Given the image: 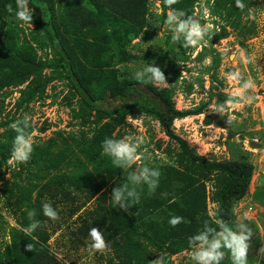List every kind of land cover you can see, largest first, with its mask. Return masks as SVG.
<instances>
[{
	"label": "rangeland",
	"instance_id": "1",
	"mask_svg": "<svg viewBox=\"0 0 264 264\" xmlns=\"http://www.w3.org/2000/svg\"><path fill=\"white\" fill-rule=\"evenodd\" d=\"M57 3L53 0L54 9L59 8ZM214 4L215 0H195L189 5L193 17L201 23L212 22L215 25L211 38L224 35L214 43L209 40L208 43L202 42L201 46H185L182 38L173 41V32L164 22L168 11L165 0H147L145 25L139 36L126 47L127 55L135 58L115 62L116 57L108 62L105 60L107 56H104L105 59L96 57L95 60L87 58L84 52H76L77 71L82 78L98 82L92 75L95 73L94 65L101 64L106 70L113 63L110 67L117 69L120 81L134 80L166 88L174 107L185 113V116L173 121L172 129L192 151L208 161L251 158L256 164L255 174L248 185V194L235 206L237 214H240L236 220L245 223L242 216L249 221H253L255 216V221L259 223L264 221V208L255 199V196L264 193V188L263 191L256 190L264 180V0H252L240 17H236V27L231 25L233 18H227L225 10L216 15L211 13V17L205 15L204 9L208 8L211 12ZM12 8L15 11L16 8ZM14 11H8L10 17H4L0 22V37L6 43H10L9 38L12 37V42L23 45V48L31 44L34 53L30 52L29 59L35 64L42 62L44 66L35 75L0 89V264H9L8 252L14 239L25 235L16 225L27 226L32 222L28 209H34L35 219L41 222L32 233V238L42 244L41 234L46 235L47 252L64 264H117L120 259L129 261L131 252L135 253L134 259L143 264H159L156 259L163 258L167 250L155 248L135 237L129 228L121 225L120 220L113 219L122 211L110 200L113 187L125 183L130 172L146 163L158 169L160 176L155 191L150 192L147 185L137 186L144 187L143 194L150 197L145 207V222L154 226L158 209L165 207L171 199L175 200L176 196H181L186 181L191 189L203 184L205 187V213L197 211L195 217L206 215L215 221L218 219V206L214 197L220 181L219 174H213L202 183H194V179H201L195 175L196 167L182 158L177 143L164 134L154 116L137 109L129 110L124 124L111 127L109 135H103L93 145L97 130L109 120H95V115L88 116L82 110L81 99L62 78L64 73L57 65L58 55L48 45L45 34L36 27L34 14L30 27L19 22ZM177 53L187 60L179 62L175 57ZM208 57H211V63L205 62ZM145 64L160 67L166 84L136 80L135 72ZM234 73L237 74L236 79H231ZM39 75L43 84L48 79L43 91L20 105L24 92L37 83ZM247 81H251L252 86L244 89L243 84ZM237 89H242V95L233 96ZM229 99L234 102L229 104ZM220 105H223L222 111L219 110ZM25 115L30 117L27 131L34 140L31 158L26 163L9 162L16 135L10 125ZM137 118H140L139 123L134 120ZM206 119L211 122L205 123ZM125 135L142 138L139 148L143 154L142 161L134 162L130 168H124L123 175L110 179L107 168L115 165L110 161L111 157L102 151V141ZM93 153L105 157L92 159ZM75 178L81 190L74 188ZM94 180L105 182L100 191L104 196L101 197L99 191L92 196L88 194L87 184ZM99 195L101 198H98ZM46 202L57 209V220L43 215L42 205ZM97 205H103L101 212L105 211L100 222L104 225L113 222L111 230H117L114 238L123 243L119 254H115L109 246L102 251L88 248L92 220L87 219L86 228L82 227L86 213ZM238 205H254V208L262 210L247 212L244 209L245 212H239ZM163 215L157 224L161 226L164 222L161 233L171 240L167 227L169 213ZM183 236L189 240L186 234ZM252 236V241L258 237ZM105 239L109 245V239ZM253 244L250 243L249 249L256 246ZM183 248L180 252L190 254L178 255L175 258L177 264H195L191 258L192 249ZM187 259L190 263L183 262Z\"/></svg>",
	"mask_w": 264,
	"mask_h": 264
},
{
	"label": "trees",
	"instance_id": "2",
	"mask_svg": "<svg viewBox=\"0 0 264 264\" xmlns=\"http://www.w3.org/2000/svg\"><path fill=\"white\" fill-rule=\"evenodd\" d=\"M193 1L195 0H177L170 7L182 9L187 15L193 16L189 7ZM251 1L244 0L247 6ZM57 2L59 8L54 9L53 0H28L29 7L34 10L35 25L41 33L45 34L48 45L58 55L57 65L64 73L62 78L67 80V84L81 99L82 110L84 109L88 116L95 115V120L107 118L110 121L97 130L92 144L97 143L99 139L103 138V135H109L111 127L124 124L125 116L131 109H137L154 116L161 125L164 134L177 143L182 158L196 167L195 175L201 179H194V183L197 181L202 183L201 181L208 180L213 174H219L220 181L214 197L218 206L217 218L238 224L234 215V205L246 195L254 171V166L248 159L208 161L204 156L192 151L187 142L176 136L172 129L173 121L185 116V113L174 107L166 88L156 87L152 83H138L134 80L120 81L117 77V69L113 66L110 67L113 63L108 65L106 70L102 69L101 64L94 65L95 73L92 75L98 82L88 77L82 78L77 71L76 52H84L86 57H91V59L96 57L105 59L104 56H107L105 60H109L108 62L114 61L116 57L118 59L115 62L135 58L130 54L127 55L126 47L139 36L145 25L147 0H57ZM185 2L186 6L184 7ZM9 5L16 8V0H0V22L4 17H10L8 14ZM222 10H225L227 18H233L231 25L236 27V17L239 18L242 11L235 6V0H215V4L211 7V13L216 15ZM222 38L224 35L218 34L211 38L210 42L214 43ZM9 41L10 43H6L0 37V72H2L0 89L23 81L30 75H35L38 73V69L44 66L42 62L35 64L29 59L30 52L34 53L31 44H26L23 48V45L19 46L12 42V37L9 38ZM36 42L41 44L40 41ZM175 57L179 62L187 60L181 53H177ZM5 68L9 69L4 73ZM37 78V83L24 92L25 96L22 97L20 105L28 102L36 93L43 91L44 84L48 79H45L43 84L40 75ZM210 122V119L205 121V123ZM96 157H100L98 153H93L91 156L92 159ZM107 169L110 179L112 176L123 175L125 170L116 166ZM74 180V188L81 190L77 179ZM86 181L89 180L86 179ZM103 184H105L104 181L97 182V180L91 184L88 183V194L92 196L98 191L102 192ZM185 184V191L181 196H176L175 200L171 199L165 207L158 209L154 226L143 220L147 215L145 207L150 201L149 194H143L144 187H137L140 197L136 205H132L128 211H119L113 217L114 220H120L123 227L129 228L135 237L145 240L155 248L167 250L163 256L164 264H168L170 256L180 252L184 246L190 247L188 240L183 235L191 237L202 229L205 221L216 227L215 221L206 215L195 217L198 214L197 211L205 213L204 184L194 189H191L188 181ZM101 192L100 194H102ZM261 196L259 201L264 208V193ZM101 197L98 196V198ZM256 198L258 197L255 196ZM103 208V205H97L88 211L82 228L85 229L87 219H91L92 227L103 228L105 237L109 239V247L114 249L115 254H119L123 243L114 238V232L117 230H111L113 222L105 225L100 222L101 215L105 214V211L101 212ZM167 212L169 213L167 221H169L170 212L171 216L178 214L184 218L183 222L175 227L168 223L169 236L172 235L171 240L164 238L166 235L161 233L164 222L161 223V226L157 224L158 220ZM187 230L189 231L187 232ZM45 239L46 235L43 233L41 234L42 244L34 241L32 235H21L20 238L14 239L11 250L8 252L9 264H64L47 252ZM249 242L252 241L249 240ZM28 243L33 245L31 251L26 248ZM140 250L142 249L140 248ZM134 256L135 253L131 252L129 261L120 259L117 264H143L142 261L135 260ZM108 262L112 261L108 260Z\"/></svg>",
	"mask_w": 264,
	"mask_h": 264
},
{
	"label": "clouds",
	"instance_id": "3",
	"mask_svg": "<svg viewBox=\"0 0 264 264\" xmlns=\"http://www.w3.org/2000/svg\"><path fill=\"white\" fill-rule=\"evenodd\" d=\"M176 2L177 0H165V4L169 7L164 22L173 32L172 40L180 41L182 38L185 46H201L202 42L208 43L215 25L212 22L201 23L199 19L187 15L184 10L171 8L170 6ZM16 5L15 11L11 5L8 6V11L10 13L14 11L15 18L19 22L32 27L34 10L29 7L28 0H16ZM235 6L241 11L247 7L244 0H235ZM204 13L211 17V12L208 8L204 9ZM212 19H216V17H212ZM205 62L211 63V57H208ZM134 76L138 81L149 80L166 84L163 71L158 66L145 64L141 70L135 72ZM236 76L237 74L234 73L231 74L230 78L236 79ZM251 86V81L243 84L244 89ZM239 95H242V89H237L233 93V96ZM227 102L232 104L234 101L229 99ZM219 110H223V105L219 106ZM29 120L30 117L25 115L23 119L17 120L10 125L16 135L13 140L9 162L26 163L31 158L34 140L33 135L27 131ZM134 120L139 123L140 118ZM141 143L142 138L133 135H125L119 139L105 138L102 141V151L111 157L112 164L117 168H130L134 162L142 161L143 154L139 151ZM159 176L160 172L158 169L142 163L137 170L128 174L125 183L113 187L110 200L120 209L128 211L132 205H136L139 202L140 193L137 191V186L147 185L150 192L155 191L158 186ZM42 213L51 220L59 218L57 209L50 202L42 205ZM28 216L32 218L30 224L27 226L17 224L16 227L25 235L31 236L41 222L35 219L36 211L34 209H28ZM183 220L184 218L181 216H171L168 223L170 226L175 227L182 223ZM215 225L216 227H213L208 221H205L202 229L189 237L188 243L192 249L191 258L195 264H221L226 254L230 256L232 264H248V250L252 242L256 246L251 249L258 254H264V247L261 243L259 244L257 241L252 240V242H249L252 231L246 223L232 224L223 219H217L215 220ZM88 236V248L90 250L102 251L108 248L109 245L102 229L91 227ZM26 248L31 251L33 245L28 243ZM170 258L169 263L171 262ZM259 259V263H264V259ZM156 260L159 264H164L162 257Z\"/></svg>",
	"mask_w": 264,
	"mask_h": 264
},
{
	"label": "crops",
	"instance_id": "4",
	"mask_svg": "<svg viewBox=\"0 0 264 264\" xmlns=\"http://www.w3.org/2000/svg\"><path fill=\"white\" fill-rule=\"evenodd\" d=\"M226 161V160H223V159H219V160H216V161ZM248 161L254 166V171H255V162L251 161V158L248 159ZM253 171V175L255 174V172ZM253 178V176H252ZM259 182V180H257V183ZM261 182V181H260ZM258 186V187H257ZM256 187L257 189L256 190H259V191H263V188H264V180L261 182V184H258ZM262 188V189H261ZM261 189V190H260ZM249 191L246 192V195L248 194ZM245 195V196H246ZM261 196V195H260ZM260 196H257L258 198H256V200L260 203L259 201V198ZM235 206L234 205V215L235 217H239L240 214H237V210H235ZM240 208L238 209L239 212L242 211V212H245L244 209L248 212L250 210V212H255V211H258L260 209V207H257V208H254V205H238ZM250 208V209H249ZM262 208L259 210V212H261ZM242 221H244L248 226L249 228L251 229L252 231V235H257L258 237L254 240L257 241V243H261V245L263 244L264 242V221H261V222H256L255 221V216H254V220L253 221H249V220H246L244 216H242ZM263 222V223H262ZM251 237L253 238L254 236ZM250 237V238H251ZM182 253H185L186 255H189L190 253L189 252H185V251H182V252H179L175 255H172L170 260L171 262L169 264H177L178 261H176V257ZM261 258V259H264V254H258L257 252H255V250H252V249H249L248 250V264H260L258 262V259ZM189 259H187L186 261H183L184 263H190V261H188ZM191 260V259H190ZM260 260V259H259ZM221 264H232L231 262V259H230V256L228 254H226L225 258L221 261Z\"/></svg>",
	"mask_w": 264,
	"mask_h": 264
}]
</instances>
